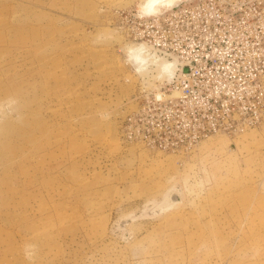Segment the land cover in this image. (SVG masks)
<instances>
[{"label": "rangeland", "instance_id": "rangeland-1", "mask_svg": "<svg viewBox=\"0 0 264 264\" xmlns=\"http://www.w3.org/2000/svg\"><path fill=\"white\" fill-rule=\"evenodd\" d=\"M143 1L0 0V264H264V112L176 151L122 133L140 94L171 78L152 61L181 60L148 39L199 60L238 24L206 14L187 25L188 11L154 34V16L209 0L145 15ZM245 19L228 68L251 109L264 106V22L255 35Z\"/></svg>", "mask_w": 264, "mask_h": 264}, {"label": "built area", "instance_id": "built-area-1", "mask_svg": "<svg viewBox=\"0 0 264 264\" xmlns=\"http://www.w3.org/2000/svg\"><path fill=\"white\" fill-rule=\"evenodd\" d=\"M188 11L191 16L187 25L193 21L195 26L199 17L206 14L209 18L218 16L222 22L238 25L230 32L227 46L222 45L219 49L206 47L204 57L199 60L195 49L182 48L180 41L174 45L157 35L148 39L159 55L181 59L169 80L140 94L138 108L126 117L122 125L124 137L153 149L176 151L193 147L219 132H243L253 127L264 112L260 100L249 109L253 100L244 91L246 85L243 88L240 78L228 68L232 62L233 69L237 70L239 66L228 46L231 34L239 35L244 18L251 32L258 30L254 24L259 27L257 22H264V0H209L203 10L199 4L190 8H172L168 13H159L150 19L146 29L151 27V32L156 34L163 23H172ZM190 35H193L192 31ZM189 46L194 44L190 42ZM261 84L255 82L254 87L262 93L264 86Z\"/></svg>", "mask_w": 264, "mask_h": 264}, {"label": "bare ground", "instance_id": "bare-ground-1", "mask_svg": "<svg viewBox=\"0 0 264 264\" xmlns=\"http://www.w3.org/2000/svg\"><path fill=\"white\" fill-rule=\"evenodd\" d=\"M164 1L166 3V6L168 4H170L171 2H173V0H144L141 3L142 8H141L140 11L142 13L144 8L146 10V13L147 12L150 13L149 11H151V9H153L155 11V9H157V7L160 6V4L161 5H162V3L164 4ZM166 6H163V7H166ZM149 8H151V9L149 10ZM147 10H149V11H147ZM153 10L151 12H153ZM142 14L145 15L144 11H143ZM136 47H137V45H136ZM135 50L136 49H134V46H130L128 48V56L131 58L133 63H137V65L139 66V68H141V70H145L146 68H148L147 66H149V64H150L149 57H147L148 55L144 54V52H140V53L138 52V54H135ZM152 62L155 63V65L158 68V75H160V76L161 75L166 76V75H170V74L172 75L174 67H175V62L174 61L165 59L163 61L162 60L161 61H159V60L156 61L155 60V61H152ZM172 203H173V201H172Z\"/></svg>", "mask_w": 264, "mask_h": 264}]
</instances>
